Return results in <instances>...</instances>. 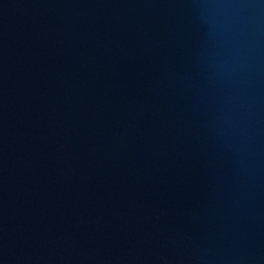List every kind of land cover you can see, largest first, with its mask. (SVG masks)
I'll return each mask as SVG.
<instances>
[{
  "label": "water",
  "instance_id": "95a60500",
  "mask_svg": "<svg viewBox=\"0 0 264 264\" xmlns=\"http://www.w3.org/2000/svg\"><path fill=\"white\" fill-rule=\"evenodd\" d=\"M0 264H264V0H0Z\"/></svg>",
  "mask_w": 264,
  "mask_h": 264
}]
</instances>
